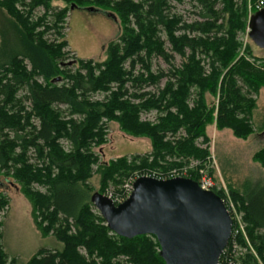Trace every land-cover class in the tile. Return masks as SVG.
Wrapping results in <instances>:
<instances>
[{
  "label": "trees",
  "instance_id": "1",
  "mask_svg": "<svg viewBox=\"0 0 264 264\" xmlns=\"http://www.w3.org/2000/svg\"><path fill=\"white\" fill-rule=\"evenodd\" d=\"M63 1L67 5L56 10L55 20L48 24L46 12L36 20L31 15L40 5L48 11L50 0H0V7L7 11L1 20L5 37L0 51V136L5 138L0 141V166L10 170L11 162L19 164L12 173L23 184L35 215L41 217L39 228L44 234L52 232L61 243L51 252L40 248L26 264H166L155 236L126 238L110 230L94 209L90 179L95 173L100 175L99 191L104 192L111 183L124 184L155 169L154 174L165 176L168 169L182 165L187 158L203 163L211 154L209 144L200 147L197 140L209 143L206 126L214 120L219 128L229 127L238 137L252 133L256 100L250 95L264 86V65L251 57L250 47L243 48L240 40L248 28L250 2L192 0L198 9L193 12L200 18L189 22L183 14L170 12L171 0ZM20 2L26 10L17 7ZM88 4L118 16L121 33L117 41L108 44L105 60L81 59L72 72L61 62L68 39L49 42L43 36L53 27L61 34L58 28L68 10ZM160 25L182 63L155 73L152 56L170 63L174 57L159 35ZM138 64L141 70L136 72ZM57 77L67 82L57 84ZM165 77V85L157 92H130V84L140 89ZM24 86L31 102L29 110L23 98L17 97ZM102 92L106 94L103 99L92 97ZM207 94L217 99L211 105ZM55 105H66L68 113ZM152 110L158 112L156 120L141 117L142 112ZM33 117L39 119L38 126L30 122ZM108 121L117 122L135 136L148 137L152 151L101 162L92 146L106 141ZM28 124L32 135H17L23 139L19 144L23 151L14 155L17 139H8V130L18 131ZM62 139L70 143L69 149ZM29 146L35 148L39 162L27 159ZM254 157L264 166V148ZM34 184L45 186L46 191ZM231 192L244 213L251 242L248 244L241 232L237 241L244 248L252 245L257 253L246 251L243 264H264V183L244 193ZM4 202L0 198V207ZM6 263V249L0 246V264Z\"/></svg>",
  "mask_w": 264,
  "mask_h": 264
},
{
  "label": "rangeland",
  "instance_id": "2",
  "mask_svg": "<svg viewBox=\"0 0 264 264\" xmlns=\"http://www.w3.org/2000/svg\"><path fill=\"white\" fill-rule=\"evenodd\" d=\"M28 2L30 0H26V3ZM50 2L51 8L48 11H46L43 5H40L34 9L31 18L36 20L46 12V21L48 24H51L55 20L53 13L67 5V3L63 0H50ZM170 2H172L170 12L183 14L184 20L190 22L200 18L193 12L194 9H197L194 7L196 1L171 0ZM249 2L250 6L248 7L250 11L251 5H254L257 1L249 0ZM68 6L70 7L71 4H68ZM17 7L23 11L27 9L21 2L18 3ZM90 7L93 6L88 4L85 8H70L67 18L64 20L62 26L58 28L61 34L57 32V28L53 27L47 30L43 36L49 42H59L64 40V38L68 39V45L64 48L65 55L61 58V62L66 69L72 72L79 68V60L81 59L91 58L95 62L105 60L108 44L111 41H117L121 33V24L118 16L116 17L112 12L88 10ZM6 14L7 11L0 7V51L3 47L5 37L1 33V29L4 28L1 22ZM43 28L39 27L38 30H42ZM159 35L165 40L167 50L173 53L166 33L161 25ZM240 40L243 42V48L250 47L252 51L251 57H255L257 63L264 65V48L258 47L251 40L247 30L245 33L240 34ZM173 55L174 57L171 63L160 56H152L150 59L152 70L155 73L160 70L167 72L173 66H180L182 57L176 53H173ZM27 63L28 68H30L28 61ZM126 66H129V62L126 63ZM139 70H141V64H138L136 67V72ZM38 80L44 84L46 83L42 76H38ZM166 80L167 77L162 78L159 83L145 84L140 89H136L138 87L134 88L130 84L129 89L130 92L135 90L157 92L159 88L165 85ZM54 81L57 84H62L66 83L67 79L57 77L54 78ZM245 89L247 88L245 87ZM193 92H196L195 89ZM28 94V88L24 86L19 90L17 97L23 98L25 108L29 110L31 109V102L27 98ZM105 95L102 92L94 94L92 97L95 99H103ZM250 96L256 100L251 117L252 133L245 138L238 137L233 133L231 128H219L215 120L211 121L206 126V133L210 138L209 143H203L201 138L197 140V144L200 147H206L209 144L211 154L205 161L201 163L202 160L191 157L183 160L182 165L167 170V173L176 171L180 176L190 177L197 181L202 175H209L215 182L216 192H221L223 196L230 198L236 206L237 213H240L242 210L240 209L239 203L235 201L231 189L244 193L250 188L264 183V166L254 157L258 150L264 148V86L259 91L251 93ZM216 100L214 96L207 94V102L210 105ZM55 107L66 114L69 111L66 105H55ZM157 116L158 112L156 110L144 111L141 114L143 119L151 121L156 120ZM30 120L35 126H38L40 123L38 118L33 117ZM32 132V125L28 124V126L18 131L8 130V139L14 138L16 140L17 135H23V138H29ZM3 138L5 136H0V141ZM22 140H16L17 146L14 149V155L23 151V148L19 145ZM61 142L66 149L70 148V143L67 140L62 139ZM92 149L98 155L101 162H108L122 155H127L131 159L135 155L150 153L152 151V144L148 137L135 136L124 131L117 122L108 121L106 141L100 145L94 144ZM26 157L30 162H39L37 152L32 146L27 148ZM11 164L13 166L10 170L0 166V198L3 202L5 201L0 207V246L6 249V264H26L40 248H46V251L51 252L57 247H61V243L55 238L52 232L44 234L42 229L39 228L37 222L41 220V217L35 215L32 201L24 191L23 184L12 173L13 168L16 165L19 166V164L15 165L13 162ZM96 169L97 165H94V170ZM191 170L197 175L196 177ZM155 172H157L156 169L151 171V174ZM129 180H125V183ZM90 183L94 188V192H100V175L95 173L90 179ZM125 183L120 185L111 183L101 193L106 194L109 191L115 193L122 192ZM33 187L43 192L46 191V187L39 184H34ZM94 209L99 212L95 206ZM242 216L241 219L247 226L248 223L244 218V214ZM246 251L252 252L257 256L252 245ZM82 252L85 253L83 250ZM14 259H16L15 262H13Z\"/></svg>",
  "mask_w": 264,
  "mask_h": 264
},
{
  "label": "water",
  "instance_id": "3",
  "mask_svg": "<svg viewBox=\"0 0 264 264\" xmlns=\"http://www.w3.org/2000/svg\"><path fill=\"white\" fill-rule=\"evenodd\" d=\"M248 35L264 48V7L249 16ZM91 200L119 236H155L166 264H218L232 235L233 218L223 197L190 177L141 175L122 202L98 191Z\"/></svg>",
  "mask_w": 264,
  "mask_h": 264
},
{
  "label": "built area",
  "instance_id": "4",
  "mask_svg": "<svg viewBox=\"0 0 264 264\" xmlns=\"http://www.w3.org/2000/svg\"><path fill=\"white\" fill-rule=\"evenodd\" d=\"M264 7V0H258L254 5H251L250 8V15L254 12H256L257 10L261 9ZM247 33H248V28H247ZM179 173L173 172V173H167L165 176H159L157 174H151V173H144L141 175H152V176H157L160 178H170V177H175V176H180L178 175ZM138 175V176H141ZM134 177L132 179H130L129 181H127L125 183L124 186V190L122 192L119 193H115L113 191H109L106 193V195H108L109 197H111L115 203H120L122 202L124 199H126L128 197V195L130 194V192L132 191L133 188V181L138 177ZM182 176V175H181ZM198 183L200 184V186L203 189H211V190H215V182L214 180L207 174L202 175V177L198 180ZM224 199V202L228 208V210L230 211L232 218H233V230H232V235L231 238L229 240L228 245L226 246V248L224 249L218 264H243V254L246 252V248H244L238 241H237V237L236 235L238 233H243L244 235V239L245 241H247L248 244H250V241L248 240V236L246 234V225L244 223V221H242L241 217L243 213V211H241L240 213H237L236 211V206L234 204V202L230 199V198H226L225 196H222ZM231 242V243H230Z\"/></svg>",
  "mask_w": 264,
  "mask_h": 264
},
{
  "label": "bare ground",
  "instance_id": "5",
  "mask_svg": "<svg viewBox=\"0 0 264 264\" xmlns=\"http://www.w3.org/2000/svg\"><path fill=\"white\" fill-rule=\"evenodd\" d=\"M249 240V239H248ZM247 249V248H246Z\"/></svg>",
  "mask_w": 264,
  "mask_h": 264
}]
</instances>
